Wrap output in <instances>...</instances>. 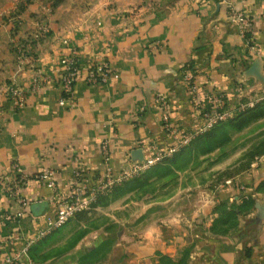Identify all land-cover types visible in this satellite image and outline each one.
Masks as SVG:
<instances>
[{"label": "crops", "instance_id": "0c3cea01", "mask_svg": "<svg viewBox=\"0 0 264 264\" xmlns=\"http://www.w3.org/2000/svg\"><path fill=\"white\" fill-rule=\"evenodd\" d=\"M233 7L249 15L256 52L231 21ZM18 46L27 52L24 61ZM64 56L76 57L82 73L106 60L113 74L107 82L79 80L73 101L60 104ZM186 70L197 86L195 102ZM40 71L46 79L32 91ZM11 84L25 91L24 107L8 99ZM217 93L234 111L264 101V0H0V178L13 175L14 162L29 176L22 189L28 205L0 187V214L19 215L0 221V257L54 219L75 170L91 184L104 179L100 146L108 139L114 173L143 161L135 149L144 160L158 158V166L137 178L136 188L108 192L68 221L65 229H80L78 256L89 254L88 263L72 264H264V154L223 179L226 160L192 155L200 147L187 140L204 123L203 103ZM158 95L168 98L175 133L161 121ZM179 147L186 165L200 166L187 167L182 187L169 184L162 196L166 178L157 170L183 158L169 156ZM47 170L56 189L42 178ZM118 202L121 214L102 212ZM59 234L49 232L41 244Z\"/></svg>", "mask_w": 264, "mask_h": 264}, {"label": "built area", "instance_id": "2783aa9c", "mask_svg": "<svg viewBox=\"0 0 264 264\" xmlns=\"http://www.w3.org/2000/svg\"><path fill=\"white\" fill-rule=\"evenodd\" d=\"M230 19L235 23L239 29L246 47L256 52L257 44L254 38L252 21L243 10L237 8H231ZM44 29L40 28L33 34L32 42H38L41 38V34ZM18 48V58L24 61L27 57V52L20 46ZM63 70L59 79V87L61 90L60 104H67L73 101L74 87L79 80H83L88 83L107 82L113 74V68L106 60H101L98 63H94L85 73L81 72L78 60L74 56H64L62 58ZM46 77L40 71L32 79L31 90L37 91L40 84ZM184 80L187 83L188 91L191 95V99L196 101L197 86L194 82L193 74L190 70H186L184 73ZM8 99L13 103L14 107L22 108L26 104L25 91L16 84H11L6 89ZM157 105L160 108V118L165 129L171 133L176 132V128L173 126L170 119L169 101L166 95H158L155 99ZM144 109H142L143 111ZM202 117L204 123L195 131H191L187 135V140H192L196 136L206 132L214 125L227 120L234 116L236 111L228 107L225 96L223 93H217L212 97H209L202 105L201 108ZM101 155L104 163L106 164L105 176L97 184H91L87 174L82 173L79 170H75L74 187L72 191L63 197L62 201L58 203L54 219L47 222V224L39 230L36 239L29 241L22 249L16 251L14 254L0 257V264H19L25 258L29 259L28 251L31 244L44 236L49 232L66 224L72 217L78 212L89 208L100 193L110 192L114 186L119 185L126 180L133 178L144 170L152 166L158 158H152L149 160L138 161L130 164L117 174L110 164L111 151L110 142L108 139L102 141ZM13 175L10 178L1 177L0 187L14 200L21 202L22 205H28L29 202L22 196V189L27 183L29 176L24 169L17 163L12 164ZM53 170H47L42 174V178L47 181L49 187L56 189V182ZM19 215H12L9 213L0 214V221L5 217L6 219H15Z\"/></svg>", "mask_w": 264, "mask_h": 264}, {"label": "rangeland", "instance_id": "374dc122", "mask_svg": "<svg viewBox=\"0 0 264 264\" xmlns=\"http://www.w3.org/2000/svg\"><path fill=\"white\" fill-rule=\"evenodd\" d=\"M257 106L264 110V101H256L253 105H248V107H257ZM248 107L246 106L243 109H246ZM240 111L242 112V109ZM239 113L240 112L236 113L235 116H233L231 119L235 118ZM229 121L230 120H227L223 124L218 125L216 128H214L215 130L211 131V133L213 132L211 137H208L212 145H215L217 142H221L220 145H216L209 152H206L208 149L207 146L204 145L203 148L194 149L195 152L192 153V155L195 154L194 156L197 157L201 155H207L209 157V161H213V162L219 161L220 159L226 160L225 164L224 165L222 164L224 167H226L221 174L223 179L233 177L236 174L242 172L243 170L248 168L251 165V163L260 156V154L264 152V116L258 118L257 120L253 121L252 123L248 124L242 129L234 128ZM204 135L206 134H203L201 136ZM198 137L199 136H196L192 141L198 139ZM169 156L174 158L177 157H183V158L177 163L168 164L167 166H165V169L157 170L160 171L161 173L160 177L166 178L164 180H160L163 181V185L162 184L160 185L161 190L162 188L169 187L168 186L169 184L174 185L172 188H181L184 183V176L181 174L185 173L187 167H189L190 169L191 167L200 166L198 162L197 164L186 165L185 162L186 156L184 153V149L182 147H179L177 150L170 153ZM156 166H158V164L154 163L152 166L144 170L139 175L121 183L119 187L122 189H126L127 186L136 188L137 178L141 177L147 171H152ZM149 182L151 183L152 181ZM164 184H166V186H164ZM146 187H152V185L149 186L147 185ZM159 193H161L162 196H164L163 193L167 195L170 194L169 189H165L164 192L162 190ZM135 198L136 197H133V200H135ZM105 199L106 198L102 199V201H99V203L103 202ZM114 201L115 199L112 202ZM129 204L135 205L136 203H133L130 200ZM88 209L89 208L85 210ZM121 210L122 208L120 206V202H118L116 205H113V207L110 208L109 211H102V212H108L110 214L113 213V211H115V213L119 215L121 214ZM66 224L55 229V231L58 232L60 231V234L52 241L50 240L46 243L39 245L42 239L41 238L40 241L38 240L39 242L37 241L38 243L35 242L32 245V247L37 246V248L34 249L35 251H33V254H31V260L33 264H72L73 260H76L77 262L80 261L81 263H88L89 254L87 255L83 254L84 255L83 257L78 256V254H81L82 251H80V248L75 250L76 249L75 247L77 246L79 240L77 239V241H75L74 237L80 234V229L79 228L74 229L71 226L65 229ZM62 228L65 230H61ZM85 246L87 247L88 245H83V247ZM101 247L104 248L103 245L100 246V249ZM101 251L102 250L96 251L97 255H99ZM92 254L95 255V252L94 253L92 252ZM115 256H117V254ZM31 260L29 257L28 261L31 262ZM21 262L20 264H25Z\"/></svg>", "mask_w": 264, "mask_h": 264}, {"label": "trees", "instance_id": "16d2710c", "mask_svg": "<svg viewBox=\"0 0 264 264\" xmlns=\"http://www.w3.org/2000/svg\"><path fill=\"white\" fill-rule=\"evenodd\" d=\"M240 112L235 118L231 119L232 117L228 118L227 120H230L229 122L231 123V125L236 128V129H242L243 127L247 126L248 124L252 123L253 121L257 120L258 118L264 116V110L259 108L258 106L257 107H248L246 109H243L242 112L241 111H236V113ZM235 113V114H236ZM234 114V116H235ZM227 120L223 121V122H220L216 125H214L212 128H210L209 130H207L206 132L198 135V139H195L194 141V144H197L199 145L200 148H203L204 145L207 146V151L206 152H209L211 151V149H213L216 145H220L221 142H217L215 145H212L210 142V139H208V137H211L212 133L211 131L212 130H215L214 128H216L218 125H221L223 124L224 122H226ZM203 134H206L204 136H201ZM191 149V148H190ZM188 149V150H190ZM185 151V149H184ZM187 153V152H186ZM264 154V152L262 153ZM260 154V155H262ZM120 185V184H119ZM119 185H116L113 187V189L110 191L111 193H117L120 191V188ZM108 192H105V193H100V195L97 197V199L92 202V204H96L97 203V200H102L103 198H105V195H107ZM99 202V201H98ZM91 204V205H92ZM55 231V230H53ZM52 231V232H53ZM42 241V240H41ZM41 241L39 243V245H41ZM43 244V243H42ZM37 248V246L35 247H30L28 253H29V257L31 258V254H33V251H35L34 249ZM89 262V261H88Z\"/></svg>", "mask_w": 264, "mask_h": 264}, {"label": "water", "instance_id": "95a60500", "mask_svg": "<svg viewBox=\"0 0 264 264\" xmlns=\"http://www.w3.org/2000/svg\"><path fill=\"white\" fill-rule=\"evenodd\" d=\"M133 157L138 160H144L141 149H135L133 151Z\"/></svg>", "mask_w": 264, "mask_h": 264}, {"label": "clouds", "instance_id": "9594fccd", "mask_svg": "<svg viewBox=\"0 0 264 264\" xmlns=\"http://www.w3.org/2000/svg\"><path fill=\"white\" fill-rule=\"evenodd\" d=\"M148 234L151 235V230H149V233Z\"/></svg>", "mask_w": 264, "mask_h": 264}]
</instances>
